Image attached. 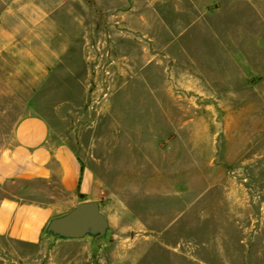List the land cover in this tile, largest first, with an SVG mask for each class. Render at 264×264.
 <instances>
[{
	"label": "rangeland",
	"instance_id": "1",
	"mask_svg": "<svg viewBox=\"0 0 264 264\" xmlns=\"http://www.w3.org/2000/svg\"><path fill=\"white\" fill-rule=\"evenodd\" d=\"M28 116L95 162L110 243L0 264H264V0H0V156Z\"/></svg>",
	"mask_w": 264,
	"mask_h": 264
},
{
	"label": "crops",
	"instance_id": "2",
	"mask_svg": "<svg viewBox=\"0 0 264 264\" xmlns=\"http://www.w3.org/2000/svg\"><path fill=\"white\" fill-rule=\"evenodd\" d=\"M13 141V147L0 156V185L14 191L0 201V237L36 244L51 217L80 202L99 200L106 188L94 171L95 162H84L69 144L55 140L42 117L20 119ZM54 183L60 192L58 198L33 188L35 184L51 187ZM43 195L48 197L45 203L36 197Z\"/></svg>",
	"mask_w": 264,
	"mask_h": 264
},
{
	"label": "water",
	"instance_id": "3",
	"mask_svg": "<svg viewBox=\"0 0 264 264\" xmlns=\"http://www.w3.org/2000/svg\"><path fill=\"white\" fill-rule=\"evenodd\" d=\"M110 234V223L101 202L86 201L51 217L41 232V241L49 242V246L66 242H87L94 256L109 245Z\"/></svg>",
	"mask_w": 264,
	"mask_h": 264
}]
</instances>
